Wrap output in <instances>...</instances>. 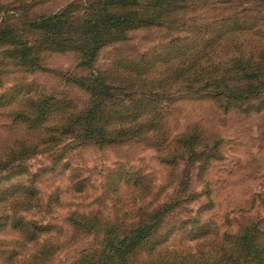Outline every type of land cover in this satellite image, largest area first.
<instances>
[{
  "label": "rangeland",
  "instance_id": "1",
  "mask_svg": "<svg viewBox=\"0 0 264 264\" xmlns=\"http://www.w3.org/2000/svg\"><path fill=\"white\" fill-rule=\"evenodd\" d=\"M190 2L161 26L103 21L98 37L78 43L98 48L84 58L75 40L87 34L72 25L94 18L104 0H0V264L97 258L107 228L110 238L133 235L145 219L161 225L144 236L143 261L156 243L155 252L232 247L251 224L264 239V73L249 77L264 70L261 40L244 31L237 47L203 59L204 76L165 78L188 41L175 38L232 17L255 29L264 4L217 11ZM61 10L70 14L58 32L32 24ZM120 30L128 40L116 39ZM91 108L95 143L80 120Z\"/></svg>",
  "mask_w": 264,
  "mask_h": 264
},
{
  "label": "trees",
  "instance_id": "2",
  "mask_svg": "<svg viewBox=\"0 0 264 264\" xmlns=\"http://www.w3.org/2000/svg\"><path fill=\"white\" fill-rule=\"evenodd\" d=\"M179 0H104L103 5L98 8L97 15L94 18H90L86 20V18L79 25L72 26H80L81 31L87 34V36L78 37L75 42L77 43V48H79V52L82 56L95 55L97 54L98 48H91L89 51L85 50L83 47L80 48L79 42L83 40L84 44L86 40H91L92 38L98 37V28L101 23L105 22H113L112 26H121L123 24L125 27L133 28L134 26L142 25V24H150L151 21H156L158 25L161 26L162 22H164L167 18L174 16V8L176 7H186L189 8L190 0H183L187 4L185 6H178L177 4ZM239 0H205L204 5L208 7H212L213 10H220L226 4L238 3ZM255 3H263L264 0H255ZM192 4V3H191ZM109 5H115L116 8L110 10L108 8ZM121 9H120V8ZM125 7H134L133 9L125 11ZM191 7V6H190ZM138 8V11L137 9ZM146 9L142 12V10ZM123 10V11H121ZM123 12V13H120ZM68 10H61L52 15H47L41 17L32 23L33 25H40L43 28L49 29L52 33L58 32L61 30V25L64 23L63 19L68 17ZM145 12H149L150 15H146ZM151 16V17H150ZM146 17V18H145ZM148 17V18H147ZM217 17V16H215ZM244 20H247L246 18ZM264 18L260 15L255 17V29L252 27H242L235 26L236 23L243 22L240 18H231V19H223L216 20V26L214 29L208 28L207 30L194 31L197 34L188 37H177L173 41L174 42H186L183 46H178L177 51H175L174 56H172L173 60L170 61V66L166 70L165 78L177 74L180 78L194 77V76H204L208 70H204L205 63L203 59L206 57L213 55L214 53H219L221 49L229 47H237V41L240 38H237L239 34L244 31L253 32L257 35V41L261 40L259 47L264 48ZM228 22V23H227ZM229 24V25H227ZM139 28V27H136ZM135 28V29H136ZM170 31V29H168ZM180 30V29H179ZM212 34L210 35L207 33ZM230 34H236L235 36H229ZM74 36V35H71ZM128 35H126L120 30L116 39H127ZM253 41V38L250 39ZM229 41H235L233 44H228ZM173 42V43H174ZM239 49V48H238ZM264 50V49H261ZM212 51V52H211ZM84 53V55H83ZM162 62V63H167ZM194 67L199 68L198 70L192 71ZM173 72H170V71ZM259 71L264 73L262 69H256L255 73L249 75L250 80H255V83L258 82L260 78ZM189 73V75H186ZM259 88V87H258ZM222 90H219V94ZM215 93L218 94V91L215 90ZM80 120L84 122L85 136L90 137L95 143V141H99L101 138L100 135L94 134L95 129L92 127L96 124V118L94 116V108L89 109L84 113ZM98 128V127H96ZM92 129V132H91ZM104 128H101V131ZM155 129V128H154ZM4 164H6L4 162ZM7 218V217H5ZM16 224H20V221H17ZM116 229L118 230L119 226L116 223ZM114 224V225H115ZM83 226H89L90 228H94L96 225L92 223H83ZM160 219H145L140 223L139 227L131 230L134 232L133 235L121 233L117 238L109 237V228H107V235L103 239V252L97 258L93 256L89 258L80 257L72 264H145L150 258L154 255L155 259L151 264H177L175 260L179 259L178 264H247L248 258L253 257L255 259V264H264V239L256 234L255 224H251L246 226L243 229V233L236 238L232 247H229L230 244L223 241L221 245H219V250H209L204 251L199 249L197 252L185 251V253H179L176 250H163L160 252H155L156 244L153 245L152 248L146 249V253L148 256L147 261H143L140 259L139 255L142 250L140 248L143 244V238L147 234L154 233L156 230L160 229ZM253 225V226H252ZM98 227V226H97ZM78 229V228H77ZM255 230V232H254ZM206 233L202 231V233ZM201 237V238H200ZM207 235H199L195 237V239H200L198 246L200 244L203 246ZM255 242L253 249L248 251V248L252 243ZM257 243V244H256ZM240 245L244 246L243 248H238ZM262 245V246H261ZM133 257L135 260H133ZM157 257V258H156ZM222 257V258H221ZM192 259H196V261L192 262ZM191 261V263H190Z\"/></svg>",
  "mask_w": 264,
  "mask_h": 264
}]
</instances>
